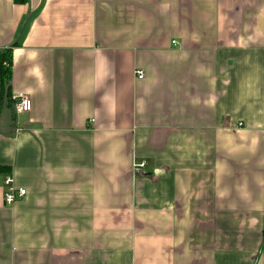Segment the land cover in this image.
I'll return each mask as SVG.
<instances>
[{
    "label": "crops",
    "instance_id": "crops-1",
    "mask_svg": "<svg viewBox=\"0 0 264 264\" xmlns=\"http://www.w3.org/2000/svg\"><path fill=\"white\" fill-rule=\"evenodd\" d=\"M9 48L0 264H264V0H0Z\"/></svg>",
    "mask_w": 264,
    "mask_h": 264
},
{
    "label": "built area",
    "instance_id": "built-area-1",
    "mask_svg": "<svg viewBox=\"0 0 264 264\" xmlns=\"http://www.w3.org/2000/svg\"><path fill=\"white\" fill-rule=\"evenodd\" d=\"M175 44V41L172 42ZM135 75L137 79H142L144 77V73L141 70H136ZM31 110V100L28 95L26 94H18L15 97L13 111L14 114L20 115L23 113H27ZM145 167V162L141 161L137 164H134L133 168L135 172L140 173ZM4 184L6 186V190L4 193V204L9 206L12 205L17 199L22 198L25 195V190L19 189L15 190L12 186V179L11 177L7 176Z\"/></svg>",
    "mask_w": 264,
    "mask_h": 264
},
{
    "label": "trees",
    "instance_id": "trees-1",
    "mask_svg": "<svg viewBox=\"0 0 264 264\" xmlns=\"http://www.w3.org/2000/svg\"><path fill=\"white\" fill-rule=\"evenodd\" d=\"M28 0H14L15 3L24 4ZM3 62L6 64V68L2 67ZM9 79H10V48L5 49L0 52V105L2 102L3 96L9 95ZM7 170L6 167H0V173H3Z\"/></svg>",
    "mask_w": 264,
    "mask_h": 264
},
{
    "label": "rangeland",
    "instance_id": "rangeland-1",
    "mask_svg": "<svg viewBox=\"0 0 264 264\" xmlns=\"http://www.w3.org/2000/svg\"><path fill=\"white\" fill-rule=\"evenodd\" d=\"M2 67L4 68H6V64H5V62H3V64H2ZM4 104H5V102H4Z\"/></svg>",
    "mask_w": 264,
    "mask_h": 264
}]
</instances>
